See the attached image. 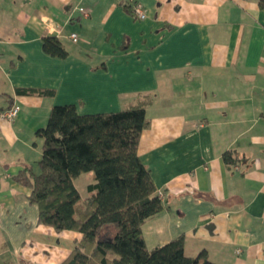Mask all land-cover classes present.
Returning a JSON list of instances; mask_svg holds the SVG:
<instances>
[{"label":"crops","instance_id":"1","mask_svg":"<svg viewBox=\"0 0 264 264\" xmlns=\"http://www.w3.org/2000/svg\"><path fill=\"white\" fill-rule=\"evenodd\" d=\"M130 1L0 0V114L21 107L13 122L0 117V264H60L81 239L41 225L30 190L13 179L39 172L37 132L53 107L112 113L143 95L154 101L138 154L165 204L143 225L148 247L183 237L188 257L206 251L216 264H264L259 0H135L144 20ZM48 36L66 58L45 53ZM31 89L54 94L19 92Z\"/></svg>","mask_w":264,"mask_h":264},{"label":"trees","instance_id":"2","mask_svg":"<svg viewBox=\"0 0 264 264\" xmlns=\"http://www.w3.org/2000/svg\"><path fill=\"white\" fill-rule=\"evenodd\" d=\"M259 7L264 11V0H259ZM43 49L53 57L68 55L55 36L44 39ZM153 101L151 95H143L118 112L97 114H80L75 105H57L47 125L38 130L43 141L39 172L25 169L13 179L30 190L28 199L38 206L41 225L81 234L60 264H216L206 251L188 257L183 237L154 249L144 238L143 225L165 209L138 154L141 135L150 126L147 109ZM224 161L234 163L233 154L226 152ZM86 173H92L93 181L78 208L81 195L75 181ZM109 226L112 233L101 238Z\"/></svg>","mask_w":264,"mask_h":264},{"label":"built area","instance_id":"3","mask_svg":"<svg viewBox=\"0 0 264 264\" xmlns=\"http://www.w3.org/2000/svg\"><path fill=\"white\" fill-rule=\"evenodd\" d=\"M129 6L134 14V16L138 19V20H144L147 17L146 11L144 9L143 4H141L140 2H137L135 0H131L129 3ZM81 13L84 16H88V10L85 8H81L80 9ZM70 39L72 40V42L76 43L78 41V35L73 33L70 35ZM21 110V107L17 104L11 106L10 108H8L7 110H5L4 112H2L0 114V117L4 120H7L9 122H13L19 115ZM160 198L162 201H164V194L162 192H159ZM264 217V214H263Z\"/></svg>","mask_w":264,"mask_h":264},{"label":"rangeland","instance_id":"4","mask_svg":"<svg viewBox=\"0 0 264 264\" xmlns=\"http://www.w3.org/2000/svg\"><path fill=\"white\" fill-rule=\"evenodd\" d=\"M90 174L92 173H86V174H83L80 178H78L76 181H75V185L77 186V188L79 189L80 191V194H81V200L78 204V208H80L83 204V202L85 201V199L88 197V185L91 183L89 181V176ZM29 205H33V204H29ZM111 228H113L112 226H109V227H106L100 237L101 238H105V237H108L109 233H110V230ZM111 258H114L116 257L115 255L111 254L110 255Z\"/></svg>","mask_w":264,"mask_h":264}]
</instances>
